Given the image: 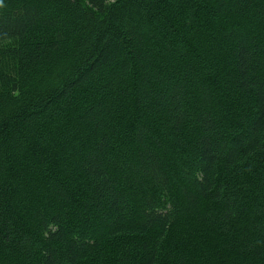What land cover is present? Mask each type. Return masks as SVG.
<instances>
[{"label": "trees", "instance_id": "16d2710c", "mask_svg": "<svg viewBox=\"0 0 264 264\" xmlns=\"http://www.w3.org/2000/svg\"><path fill=\"white\" fill-rule=\"evenodd\" d=\"M0 264H264V0H0Z\"/></svg>", "mask_w": 264, "mask_h": 264}]
</instances>
